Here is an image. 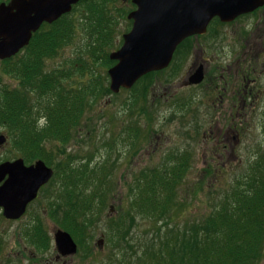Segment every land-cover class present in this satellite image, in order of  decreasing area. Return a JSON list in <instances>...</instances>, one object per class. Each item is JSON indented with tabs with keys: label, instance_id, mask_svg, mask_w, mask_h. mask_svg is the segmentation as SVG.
I'll return each mask as SVG.
<instances>
[{
	"label": "rangeland",
	"instance_id": "374dc122",
	"mask_svg": "<svg viewBox=\"0 0 264 264\" xmlns=\"http://www.w3.org/2000/svg\"><path fill=\"white\" fill-rule=\"evenodd\" d=\"M8 1L0 0V4ZM80 12L77 10L67 17L66 23H73L71 38L57 49V58L44 63V71L60 67L61 71L70 73L63 83L65 86L78 89L89 83L99 84L108 92L93 102L88 97L85 99L87 105L78 124L70 129L64 146L56 140L46 141V153L55 156L52 165L55 175L40 191L37 221L30 220L32 213L19 222H7L0 214V264H48L49 260L51 264H111V261L130 264L136 259L134 237L145 235L148 222L138 216L136 227L122 246L109 244L105 231L110 218L119 220L129 216L131 187L141 172L160 168L168 154H185L188 169L177 191L185 200L184 204L200 215L211 210L206 209L211 207L212 199L218 200L223 192L233 188L230 184L246 173L249 165L264 157V92L255 97L259 108L246 111L243 117L240 106L230 107L232 101L226 91L227 77L233 76L235 81L241 82L244 74L241 69L248 66L250 54H244L243 44L237 38L243 37L242 29L249 21L220 26L215 33L210 31L186 41L166 70L149 75L131 90L113 94L108 77V69L113 64L107 65L105 59L120 48L122 36L130 30L128 13L116 9L105 15L110 21V35L108 43L103 44L94 19L90 21L89 14L85 20L86 15L81 16ZM90 23L93 33L83 30ZM33 46L34 43L20 57L0 61V89L6 87L10 91L24 92L30 98L35 96L24 80L5 73V68L10 67L8 64L28 60ZM250 58L253 67L248 72L256 80L254 90H264V77L258 73L255 58ZM203 59L208 60L204 63L205 77L200 85L187 87L184 81L190 69ZM37 122L39 127L46 124L44 117L36 119ZM0 134L7 137V143L0 147V163L18 158L20 151L13 145L15 137L10 129L0 124ZM59 151L63 153L59 155ZM67 163L78 170L87 167L88 189L83 187L84 193L104 196L107 205L101 209L98 197L94 199L91 215L95 220L88 224L79 242L75 239L77 254L55 263L53 232L64 230L61 217L69 189L68 183L62 181L60 169L64 164L68 171ZM53 206L61 208L59 215L51 212L55 209ZM179 219L184 221L186 215H180ZM38 233L44 238L42 250L31 241ZM101 237L104 242L99 246ZM260 264H264V255Z\"/></svg>",
	"mask_w": 264,
	"mask_h": 264
},
{
	"label": "trees",
	"instance_id": "16d2710c",
	"mask_svg": "<svg viewBox=\"0 0 264 264\" xmlns=\"http://www.w3.org/2000/svg\"><path fill=\"white\" fill-rule=\"evenodd\" d=\"M91 19L96 23L95 29L102 43L107 44L110 35L109 18L105 15H90ZM85 20H88L87 16ZM70 24L62 25L58 22L56 30L39 41H47L48 50L61 48L70 40L68 30L73 28V23L72 26ZM88 29L89 33H93L91 23ZM39 41L33 46L30 59L16 65L10 63V67L5 68V73L21 78L32 87L35 96L30 98L24 92L2 87L0 124L10 129L17 150L39 152V158L49 164L46 141L56 140L64 146L70 137V129L78 124L87 105L85 99L88 97L93 102L108 90L103 91L98 81L97 85L89 83L78 89L65 86L63 83L70 77V73L61 71L60 67L46 73L43 68L46 61L40 59V55L45 54L47 48L45 43ZM105 63L110 65L112 62L106 57ZM144 93L138 91V94ZM41 117L45 118L46 124L39 127L36 119ZM184 157L185 154H168L160 168L140 173L131 187V212L119 220L109 219L105 231L107 242L118 246L126 243L139 216L148 222V230L143 237H134L137 242L134 250L136 259L130 264H260L264 255L262 161L253 164L246 173L237 177L230 184L234 185L233 188L223 192L218 200L212 199L211 207L209 205L206 209L211 210L199 215L196 209L184 204L185 200L179 197L177 191L188 169ZM67 168L68 171H61L69 188L61 222L62 228L79 242L85 236L88 224L95 220L91 215L94 199L98 197L99 207L104 209L107 198L100 194L90 196L84 193L83 187L88 189L86 166L78 170L67 163ZM60 210L58 206L51 212L57 216ZM180 215H186V219H179ZM38 234L43 243V235ZM111 264L115 263L111 261Z\"/></svg>",
	"mask_w": 264,
	"mask_h": 264
},
{
	"label": "water",
	"instance_id": "95a60500",
	"mask_svg": "<svg viewBox=\"0 0 264 264\" xmlns=\"http://www.w3.org/2000/svg\"><path fill=\"white\" fill-rule=\"evenodd\" d=\"M79 0H12L0 4V60L9 59L27 46L42 23H53L69 13ZM215 3L192 4L183 0H136L137 10L128 15L132 29L123 36L120 49L110 54L116 61L108 70L109 89L117 94L131 89L143 76L168 67L176 47L186 38L206 32L210 19L218 16L229 22L260 7L264 0H217ZM203 80V68L190 78L189 84ZM6 142L0 136V146ZM8 176L7 180H4ZM53 176L42 161L24 167L22 160L0 164V207L10 220L19 219L27 204ZM58 253L72 256L77 245L67 232L54 235ZM102 240L98 241L99 246Z\"/></svg>",
	"mask_w": 264,
	"mask_h": 264
},
{
	"label": "flooded vegetation",
	"instance_id": "af4514ba",
	"mask_svg": "<svg viewBox=\"0 0 264 264\" xmlns=\"http://www.w3.org/2000/svg\"><path fill=\"white\" fill-rule=\"evenodd\" d=\"M12 0L8 1L11 2ZM119 3H117V0H79L75 5H73L72 7V11L68 14V15H63L60 17V19L54 23H42V25L40 26V28L32 35L31 41L30 43L35 45V43H37L41 38H46L51 32H54L56 30L57 27V23L58 22H67L69 18H67L70 14H73L74 12H76L77 10H80V15L81 16H87V15H94V16H104L106 14L112 13V11H115L116 9H122L124 11H127V13H131L132 11L136 10V0H118ZM214 1L217 0H183L184 3H192V4H206V3H215ZM5 3V2H4ZM7 3V2H6ZM242 20H247L249 21L247 25H244L243 29H242V34L243 37H238L237 40L239 42H241L243 44V51L244 54H250L247 56L248 58V66L245 67V70L241 69L242 71H244V74L241 76V82L239 79H237V81L234 80L233 76H228L227 80H226V91L227 94L230 96L231 101L230 102V107L232 109L234 108H238L240 106V110H242L243 113V117L246 115L245 112L249 111L251 109H255L256 107L259 108V106L256 103L255 97L257 95V93L261 94L264 92V90H259V91H255L254 87H255V82L256 80L254 78H251L250 73L248 71H252V67H253V60L250 57H254L255 60L257 61L258 67H259V75L264 77V3L256 8L255 10L239 15L237 16L235 19H233L232 21L229 22H223L218 16H214L210 19V21L208 22V25L206 27V32L204 34L201 35H195L193 37H190L186 40L183 41V43L181 45H179V47H181L186 41L191 40L192 38H200L202 36H205L208 32H212L215 33L216 32V28L217 27H227V26H231L234 25ZM70 26H72V23L70 24ZM83 30H85L86 32L89 30L88 28H84ZM69 33V38H71V29L68 30ZM38 39V41L36 39ZM33 40V41H32ZM41 44L46 45L47 48V52L45 54L40 55V59L42 58L44 61H49V60H53L55 58H57L58 54H57V50H48V43L47 41H39ZM29 43V46H27L26 48H24L23 50H21L15 57H13L12 59H15L16 57H20L22 55H24V52L26 49H28L30 46H32ZM178 47V48H179ZM177 48V50H178ZM176 50V51H177ZM10 59V60H12ZM30 59V56H29ZM9 60V61H10ZM208 62V60H202V62L200 63H195L193 65V67L190 69L189 74L187 75L186 80L184 81V85H186L187 87H192L194 85H189V80L190 78L197 72V70L199 69V67L203 68V77H205V67H204V63ZM239 80V81H238ZM200 84H197L196 86H198ZM233 133V132H232ZM231 138H234L233 135ZM16 159H21L23 161V165L24 167H30L36 164V162L38 160H40L39 158V152H25V151H20V156ZM16 159H10V162L16 160ZM55 161V156L54 154H50V161L49 164H47L45 162V164L48 167L52 168V165ZM53 170H55L54 168H52ZM8 176L5 177L4 180H7ZM2 184V183H1ZM48 183L45 185L47 186ZM43 186L38 194H37V198L33 201H30L25 209L24 214L21 216L20 219L17 220H10L8 219L4 212V208L0 207V214L1 217H3L7 222H19L22 219H24L25 217L27 218L29 213H32L30 216V220L31 221H37L39 214H40V209L37 208L36 204L37 201L39 199V194L40 191L45 187ZM46 213L44 215H47V211H45ZM56 216V214H55ZM55 231L53 232L54 235ZM32 243L34 245V247H36L38 250H42L41 249V235L37 234L35 236H32ZM62 259L60 257H58L55 254L54 257V262L58 263L60 262ZM52 260H49L48 264H51Z\"/></svg>",
	"mask_w": 264,
	"mask_h": 264
}]
</instances>
